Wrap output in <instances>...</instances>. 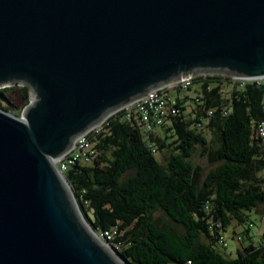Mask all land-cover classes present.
<instances>
[{
	"label": "water",
	"instance_id": "water-1",
	"mask_svg": "<svg viewBox=\"0 0 264 264\" xmlns=\"http://www.w3.org/2000/svg\"><path fill=\"white\" fill-rule=\"evenodd\" d=\"M198 71L264 76V0H0V87L31 98L20 115L0 105V264H121L55 159Z\"/></svg>",
	"mask_w": 264,
	"mask_h": 264
},
{
	"label": "trees",
	"instance_id": "trees-1",
	"mask_svg": "<svg viewBox=\"0 0 264 264\" xmlns=\"http://www.w3.org/2000/svg\"><path fill=\"white\" fill-rule=\"evenodd\" d=\"M10 95L22 107L31 100L26 84L0 87V105L11 111ZM190 97L195 105L187 112ZM177 106L169 122L149 133L135 117L111 115L92 138V159L65 170L79 204L86 215L92 211L96 229L115 231L111 241L131 264H264V231L255 233L249 214L264 205V139L254 132L264 115V83L198 76L186 94L178 93ZM199 145L207 170L192 159ZM165 147L172 151L164 163L157 152ZM233 221L242 228L235 253L221 240Z\"/></svg>",
	"mask_w": 264,
	"mask_h": 264
},
{
	"label": "built area",
	"instance_id": "built-area-1",
	"mask_svg": "<svg viewBox=\"0 0 264 264\" xmlns=\"http://www.w3.org/2000/svg\"><path fill=\"white\" fill-rule=\"evenodd\" d=\"M209 75H222L224 81L231 83V85L237 83L243 86L249 81H256L259 84L264 83V76L249 77L226 71H198L172 79L152 88L145 95L119 106L102 120L90 126L74 140L73 145L68 150L55 159L59 169L65 173L70 162L78 160L88 162L92 159L94 155L92 138L107 126L109 117L113 114L121 112L126 117H135L147 133L156 130L162 124H166L169 122L170 114H175L179 110L177 106L178 93L186 94L189 86L194 83L195 78L198 76L207 77ZM254 132L257 137L264 139V115L255 124ZM101 234L106 238L112 239L115 231L102 230ZM221 240L227 244V240L223 235L221 236ZM190 262L191 260L188 259L186 262L176 264H189Z\"/></svg>",
	"mask_w": 264,
	"mask_h": 264
},
{
	"label": "rangeland",
	"instance_id": "rangeland-1",
	"mask_svg": "<svg viewBox=\"0 0 264 264\" xmlns=\"http://www.w3.org/2000/svg\"><path fill=\"white\" fill-rule=\"evenodd\" d=\"M13 84H18V82H16V83H13ZM13 84H7V85H13ZM6 85V86H7ZM200 85H199V83H195L193 86H192V88H191V91H190V94L192 95V96H195V91H196V88H198ZM15 89H18L17 87L15 88ZM14 93L15 94H17V90H15L14 91ZM11 96V98H12V101H13V111L12 112H15V113H17V114H21L22 113V111H23V109H24V107H22L21 105V101H20V99H18V97H12V95H10ZM185 105H186V110H187V112H192V109H194V105H195V100L194 99H192L191 97L187 100V102H185L184 103ZM190 116V115H189ZM166 128L164 127V128H161V129H159V130H161L160 132L161 133H163V135H165L166 133H167V131L165 130ZM158 130V131H159ZM204 131H205V134L207 135V137H208V139H209V142H210V145L212 146V147H214V146H217L218 145V140H217V137H216V135L214 134V132L211 130V129H208V128H205L204 129ZM168 139H170V138H168ZM172 151V149L169 147H165V148H161V150L159 151V152H157V156L160 158V160L161 161H163L164 163L166 162V160H167V157H168V155H169V153ZM195 162H197V163H199V164H201L202 166H204V168L207 170L210 166H211V164H209V162H208V160H207V157L205 156V155H203L202 154V148H201V146L199 145V146H197L196 147V149H195V152H194V154H193V158H192ZM262 174H264V170H263V172H262ZM79 203V202H78ZM80 205V204H79ZM80 208H81V210H82V212H83V214L85 215V218L88 220V222L92 225V223H91V221H90V219L88 218V217H92V211L89 209V211H88V215H86V213H84V211H83V209H82V207H81V205H80ZM157 213H159V212H157ZM262 213H264V205L262 204V205H260L259 207H256V208H254L252 211H250L249 212V214L252 216V218H253V220H255V223H254V225H253V229L254 230H259V231H261V229L262 228H264V222L262 221V218H261V215H262ZM166 218H168L167 216H166ZM260 222H262V224H260ZM239 224L236 222V221H233V223H231L228 227H227V230H226V237H227V241H228V249H231V248H233V250L236 252V250H235V245H236V241H235V239L231 236V233L233 234V230H235L236 228H237V226H238ZM261 225V226H260ZM93 226V225H92ZM93 229H94V227H93ZM97 233H98V235L100 234L101 236H102V234H101V230H98V229H94ZM241 234V233H240ZM102 239L106 242L107 241V243H108V245H110L111 246V248L116 252L117 250H118V246L117 245H115L112 241H111V239L110 238H106L105 236H102ZM238 239V238H237ZM242 239H238V241L241 243L242 241H241ZM221 250L223 251V252H225V248L224 247H222L221 248ZM117 253V252H116Z\"/></svg>",
	"mask_w": 264,
	"mask_h": 264
},
{
	"label": "bare ground",
	"instance_id": "bare-ground-1",
	"mask_svg": "<svg viewBox=\"0 0 264 264\" xmlns=\"http://www.w3.org/2000/svg\"><path fill=\"white\" fill-rule=\"evenodd\" d=\"M91 232H92V235L97 239V240H99L106 248H107V250L113 255V256H115V258L118 260V262L119 263H121V264H126L124 261H123V259H121V258H119L120 256L111 248V246L110 245H108V243L107 242H105L103 239H102V236L99 234L98 235V233L94 230V229H92L91 228ZM119 256V257H118Z\"/></svg>",
	"mask_w": 264,
	"mask_h": 264
},
{
	"label": "crops",
	"instance_id": "crops-1",
	"mask_svg": "<svg viewBox=\"0 0 264 264\" xmlns=\"http://www.w3.org/2000/svg\"><path fill=\"white\" fill-rule=\"evenodd\" d=\"M262 221L264 222V213H262L261 215ZM260 224H262V222H260ZM261 226V225H260ZM242 231V228L240 226H237V228L235 230H233V234L231 233V236L235 239V241L237 242L235 247V250L237 251L239 248H241V243L238 241L236 234L240 233ZM264 231V228L261 229V231L259 230H255V233H257L258 235L261 234ZM229 251L235 253V251L233 250V248L229 249Z\"/></svg>",
	"mask_w": 264,
	"mask_h": 264
}]
</instances>
